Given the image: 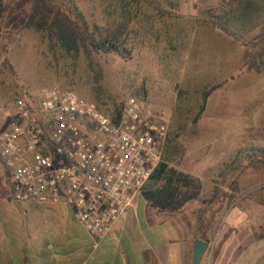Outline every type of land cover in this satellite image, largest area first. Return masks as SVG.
<instances>
[{"label": "rangeland", "instance_id": "rangeland-1", "mask_svg": "<svg viewBox=\"0 0 264 264\" xmlns=\"http://www.w3.org/2000/svg\"><path fill=\"white\" fill-rule=\"evenodd\" d=\"M227 1L178 0L173 8L163 0L128 2L127 9L136 12L137 21L128 26L122 46L88 59L81 51L52 50L40 33L24 26L31 0H15L1 22L0 63L9 59L16 76L0 71V102L22 92L40 95L53 87L73 89L101 109L122 110L129 97L136 98L145 109L159 110L168 120L170 144L164 153L169 165L198 178L202 185L199 200L167 213L196 225L198 209H218L214 236L221 227L220 246L232 234L241 245L264 238L260 202L264 167L241 172L238 166L247 164L253 154L259 156L264 147V43L248 46L261 24L255 29L247 26L242 36L214 26V10ZM259 1L258 17L263 22L264 0ZM73 2L89 25L109 21L113 0ZM246 52L254 60L250 67L244 65ZM213 84L221 86L197 115L203 90ZM235 158L233 173L240 172L235 198L229 204L221 198H215L211 207L203 204L215 188L228 191L230 162Z\"/></svg>", "mask_w": 264, "mask_h": 264}, {"label": "built area", "instance_id": "built-area-1", "mask_svg": "<svg viewBox=\"0 0 264 264\" xmlns=\"http://www.w3.org/2000/svg\"><path fill=\"white\" fill-rule=\"evenodd\" d=\"M0 102V199L63 204L94 239L132 207L161 162L168 120L129 97L118 117L73 89Z\"/></svg>", "mask_w": 264, "mask_h": 264}, {"label": "crops", "instance_id": "crops-1", "mask_svg": "<svg viewBox=\"0 0 264 264\" xmlns=\"http://www.w3.org/2000/svg\"><path fill=\"white\" fill-rule=\"evenodd\" d=\"M134 200L96 240L63 204L0 199V264H191L194 242L201 240L194 221L157 211L139 193ZM220 230L199 264H264L263 237L241 245L232 234L220 246Z\"/></svg>", "mask_w": 264, "mask_h": 264}, {"label": "trees", "instance_id": "trees-1", "mask_svg": "<svg viewBox=\"0 0 264 264\" xmlns=\"http://www.w3.org/2000/svg\"><path fill=\"white\" fill-rule=\"evenodd\" d=\"M15 0H0V36L1 22L9 6ZM140 1L149 0H113L110 5L111 10L107 11L109 21L102 25L88 24L84 15L78 11L73 0H31V12L28 15L25 27L33 28L40 33L42 38L46 39L52 50L60 48L66 53H78L81 51L88 59L101 50H118L125 41L127 28L131 24H136V12L127 9L128 2L138 4ZM155 1V0H151ZM168 1L170 7H175L178 0ZM259 0H228L220 8H216L212 14L213 24L221 32L231 36L240 35L247 26L255 29L261 24L259 32L248 40V46H258L264 43V21L259 18L262 9H260ZM105 21V20H104ZM240 31V33H237ZM251 49V47H247ZM249 52V51H248ZM245 54V67H250L254 62L250 54ZM0 71L5 72L12 77L16 76V71L9 59L5 58L0 63ZM221 84V83H220ZM220 84H213L202 92V102L197 115L205 109V103L209 95L220 87ZM23 97L28 103H31V94L22 92L11 98ZM95 107L115 119L119 116V109H101L94 103ZM101 107V108H100ZM195 120V119H194ZM170 140L165 142L168 149ZM165 151V150H164ZM167 152V151H166ZM235 158L230 162L228 191H219L214 189L213 196L209 201L202 200V203L210 206L215 198H221L229 204L236 196L239 189L240 172H234V164H238ZM247 164H239V170L248 168L264 167V147L260 149L259 156L251 155L246 161ZM232 167V168H231ZM226 179V178H225ZM6 196L4 200L13 202L7 196L8 190L4 189ZM202 194V185L198 178L177 170L169 165V161L163 152L161 162L153 171L147 182L140 191L143 200L152 208L160 212H176L182 209L189 202L199 200ZM260 202L264 203L260 199ZM17 203V202H13ZM219 216V210H212L205 207L198 209L197 221L195 225L196 238L210 242L214 237V224Z\"/></svg>", "mask_w": 264, "mask_h": 264}, {"label": "water", "instance_id": "water-1", "mask_svg": "<svg viewBox=\"0 0 264 264\" xmlns=\"http://www.w3.org/2000/svg\"><path fill=\"white\" fill-rule=\"evenodd\" d=\"M208 247L209 244L207 242L196 240L194 242L193 252L191 256V264H199Z\"/></svg>", "mask_w": 264, "mask_h": 264}]
</instances>
